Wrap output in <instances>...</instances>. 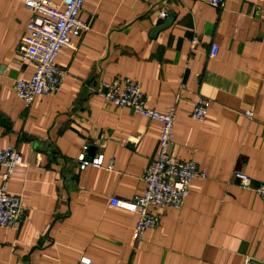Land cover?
<instances>
[{
	"label": "crops",
	"instance_id": "crops-1",
	"mask_svg": "<svg viewBox=\"0 0 264 264\" xmlns=\"http://www.w3.org/2000/svg\"><path fill=\"white\" fill-rule=\"evenodd\" d=\"M32 12L24 0H0V148L23 158L8 185L23 219L0 227V264H264V201L234 176L264 183V0L221 9L208 0H85L88 30L55 59L67 72L59 91L26 107L14 83L35 64L15 48ZM126 77L147 108L175 106L171 153L206 172L180 209L152 207L157 226L134 244L136 214L110 198L142 193L160 123L87 87ZM199 97L210 101L202 121L191 118ZM85 144L88 159L102 153L112 168L80 170Z\"/></svg>",
	"mask_w": 264,
	"mask_h": 264
},
{
	"label": "built area",
	"instance_id": "built-area-1",
	"mask_svg": "<svg viewBox=\"0 0 264 264\" xmlns=\"http://www.w3.org/2000/svg\"><path fill=\"white\" fill-rule=\"evenodd\" d=\"M85 0H61L55 3L51 0H24L26 6L33 12L26 24V34L22 36L15 48L16 55L21 60H28L35 64V70L27 80H16L14 89L17 96L29 106L37 95L56 94L67 74L66 70L55 64V59L62 47L73 48L71 36H78L88 30V24L79 17ZM216 8H224L225 0H208ZM165 16V12H160ZM197 38H193L196 42ZM218 44L209 47L210 58L216 56ZM88 89L103 100L118 107H128L134 112L145 115L149 119L160 123L159 152L142 174L144 189L141 194L131 199L112 197V206L133 212L137 218L134 226L132 244L140 240L147 229L157 226V215L152 207L171 206L180 209L187 197L190 184L194 177H205L206 172L198 168L193 161H179L171 153L173 146V123L175 106L171 105L164 111L147 108L145 102L147 94L133 79L126 77L112 82L99 80ZM210 101L199 97L191 112V118L202 121L209 108ZM249 118L252 112L247 110ZM88 145L77 155V166L84 170L89 166L95 168H112V160L104 163L102 153L91 158L86 157ZM23 164L20 152L14 146L0 148V227L17 228L23 219L21 198L8 191L9 179L16 166ZM238 184L242 188L253 189L264 201V183L252 186V179L241 171L234 172ZM81 261L89 263V259L82 257ZM245 264H252L249 258Z\"/></svg>",
	"mask_w": 264,
	"mask_h": 264
}]
</instances>
